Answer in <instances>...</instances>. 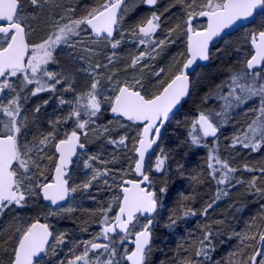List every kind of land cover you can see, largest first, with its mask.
<instances>
[{"label": "snow or ice", "instance_id": "6c2138e0", "mask_svg": "<svg viewBox=\"0 0 264 264\" xmlns=\"http://www.w3.org/2000/svg\"><path fill=\"white\" fill-rule=\"evenodd\" d=\"M33 6H39V0H30ZM123 0H107L99 8L92 9L87 15L78 19H68L66 23L57 24L54 32L50 33L47 38L40 43H30L28 34L32 31L28 18L23 15V7L20 0H0V210L8 205H22L26 202V192L28 196L33 194L32 185L35 181L30 179L32 172L39 167L37 160L33 159V154L43 152L52 141L58 155V162L55 165V177L51 183L37 185L43 193V198L49 200L52 204L65 200L69 193L68 181L65 179L67 173L65 168L72 163V157L76 155V149L84 148L79 143L80 135H86L83 130L90 123H94V118L101 112L102 105H110V111L126 117L131 121L142 122L143 130L138 135V146L134 151L138 154V160L135 162L134 171L141 176L139 181L122 182L129 187H122L123 198L119 202L118 212L114 220L109 221L107 213L103 221V231L101 235L108 238L112 234L121 236L119 244L123 246L127 243L129 235L134 236L132 241L134 248L130 252L125 250L123 259L130 261L131 264H145V252L150 246L151 232L150 227L152 220L148 219L145 225H139L138 231L129 232L130 226L136 228L137 217H148L149 214L157 210V198L155 191H149L143 184H150L149 176L143 171L145 155L149 149L156 144L160 135V128L163 123L169 119V114L180 104L183 97L188 94L189 78L187 70L195 63L197 59H208L209 42L214 37L219 36L225 29L233 26L237 21L252 17L257 9H264V0H206L203 7L206 11H200L196 15L207 17L208 23L204 31H197L191 27L193 14L188 13V19L185 22L187 28V53L188 59L174 75L170 82L163 87L159 94L146 97L138 90L140 81L136 80L133 84L120 85L115 83L112 87L113 96L100 98L101 89L99 81L94 80L89 90L82 95L75 97V107L69 116L64 118V123L72 119L76 122V127L71 133H64V138H56V133L49 132L39 142V146L32 148L27 144L21 145L19 135L22 130L21 91H17L18 84L23 88L29 85H35V90L31 95L35 96L43 91H55L56 86L66 82L67 78L61 74H54L48 71L47 65L53 62V52L61 45L69 43L70 37L79 35L82 31L94 32L97 36H103L110 39L111 47L116 48L120 40L115 39L114 32L119 24L117 13L121 12ZM144 3L154 6L157 0H144ZM195 0H193V4ZM192 5H189L191 7ZM64 17H61L63 20ZM160 16L155 13L147 19L144 25H137L134 32L140 36L139 43L144 44L146 41L153 43L152 51L147 53L148 56L155 52L156 48L165 43L164 40L153 41L154 33L160 29ZM171 30H169L170 34ZM251 43L254 45V53L245 61V71L236 72L231 75L228 84V96L223 97L225 101L234 100L236 106L247 102L253 97L261 98L260 115L257 120L245 130V135L241 142L244 147H259L258 138L264 139V77L260 71L264 70V31L251 36ZM145 53L133 58L132 66L138 64L145 58ZM97 68L100 65H96ZM164 70L161 69L155 75L160 76ZM111 80V77H108ZM51 81V83H48ZM70 89V86H69ZM65 89V90H69ZM237 90L239 94H237ZM14 93L4 103L5 93ZM62 104L66 101L61 100ZM47 103V101H45ZM39 111V108L35 109ZM209 116L217 117V113L204 114L200 113L194 128L199 127L203 136H215L218 129L210 121ZM83 117V118H82ZM57 121L56 123H59ZM125 138L119 142L124 143ZM193 143H199V137L192 136ZM115 143V142H113ZM23 148V151H22ZM166 156L157 157L155 169L163 170ZM94 159V158H92ZM217 163V157H212ZM210 174L213 178L216 175V169L209 165ZM222 175L218 184L224 183L229 179L230 173L234 170L229 168L226 163L220 165ZM264 173V169L261 170ZM101 175L97 172L96 176ZM93 176V179L96 178ZM29 181L26 185L25 181ZM255 181H253V184ZM90 183L84 184L87 189ZM73 188L71 191H75ZM161 193L165 189L160 190ZM219 196V194H218ZM211 207V205H209ZM108 211H111L109 206ZM207 209H205L206 213ZM190 211L184 213L185 216L193 215ZM174 223V221H173ZM52 233L49 231L47 224H41L39 221L29 225L19 236L17 246L13 250V259L11 264H34V258L38 257L45 251L48 240ZM211 233L206 232L204 241L210 243ZM204 241L201 244H204ZM261 247L257 248L250 257V264H264V233L260 234ZM113 245H101L91 243V249L104 248L109 253L106 264H120L115 260L117 248ZM88 247L85 248L84 254L76 256L75 260L69 261V264L84 262L87 264ZM209 249L202 247L197 255H206ZM259 257V261L257 258ZM190 264V262H189Z\"/></svg>", "mask_w": 264, "mask_h": 264}, {"label": "rangeland", "instance_id": "374dc122", "mask_svg": "<svg viewBox=\"0 0 264 264\" xmlns=\"http://www.w3.org/2000/svg\"><path fill=\"white\" fill-rule=\"evenodd\" d=\"M20 1L23 7V15L28 18V23L32 26V31L28 34L30 43H40L43 39L47 38L50 33L55 31L57 24L66 23L69 18L73 20L82 18L92 9L99 8L107 2V0H99L97 6L88 9L87 4L83 5L84 0H39V6H33L30 0ZM170 1L171 0H157L154 6H150L144 3V0H125V6L120 16L118 35L115 37V39L121 42L116 48L111 47V41L108 38L100 40L94 39L90 31H82L79 35L70 37L68 44L61 45L53 52V62L47 65L48 71L54 74H61L63 77L67 78L66 82H62L56 86L55 91H43L33 96L31 92L35 90V85H29L27 88H23V86L19 85V82H17V91L22 90L21 107L22 116L24 117L22 121V130L19 135L20 144H27L32 148H36L39 146L40 140L49 132L54 131L57 140L64 138V133L70 134L71 131L75 129L76 122L72 119L67 120L66 123L63 121L65 117L69 116L75 104L68 102H74L77 95L85 94L94 80L99 81L98 87L101 89L99 93L101 99L114 95L112 87L115 83L119 82L120 85L133 84L136 80L140 81L142 88L138 86V90L142 91L144 95L150 97L154 94H158L167 82L160 84L161 87L157 89L156 92H148L147 85L162 82L163 76L175 68V65L171 64L175 53H171L170 51L167 56V52L171 50V48L175 50V44L177 42L179 43L181 39H184L187 44L185 22L187 21L188 13L191 12L197 17V13L207 10L203 7L206 0H195L194 4L193 0H185L186 2L179 4V7H181L184 12L185 20H183L182 24L175 26H171V24H166L165 22L161 23L160 29L154 33L152 40H164L165 43L156 48L151 56H148L147 53L152 51L153 43L146 41L144 44H140V36L134 32V29L137 25H144L150 17H147L146 21L143 19V21L139 22L141 17L138 16H143L147 11L160 10L158 13L156 12V14L160 16V19L161 16L164 18L168 13V9H164L168 6ZM189 5L192 6L189 7ZM61 17H64V19L61 20ZM133 25L134 27L132 28ZM194 26L196 30L204 29L206 27V20L197 19ZM263 27L264 13L259 16L253 28H247L246 31H242L236 38L223 41L221 48L216 52V56L220 58L223 57L222 53L226 52L230 45L235 47L234 44H236L239 45L236 49L239 54L243 52V49L247 48L248 50L249 48L248 59L251 55V34ZM169 30H171L170 34ZM141 53L146 54L145 58L135 66H132L133 58L139 56ZM169 57L171 58L170 61ZM96 65H100V67L97 68ZM182 66L183 64L179 68H175L176 70L170 76V79L179 72ZM208 67L209 66L200 68L196 72L193 77V86L200 83L204 76L209 73ZM161 69L164 71L160 76H156L155 74ZM260 72L261 76L264 77V70ZM108 77H111V80H109ZM48 83H51V81H48ZM157 87L158 85L155 88ZM237 94H239V92ZM11 95H14V93L6 92L4 94V103H7ZM61 100L66 101V103L62 104L60 102ZM45 101H47V103H45ZM243 105V125H241L240 121L238 124L233 122L231 126H229L228 121L230 120H227L223 127L224 132L214 142L215 146H220V143L223 142V146L227 147L225 154L230 158L240 150H244L243 144L237 141L243 140L244 136L241 137L240 135L244 123L252 120L255 115H260L261 98L253 97L247 102H244ZM109 107L110 105L105 103L102 105L101 110L109 109ZM37 108H39L38 112L35 111ZM96 120H98V117L94 118V123H90L88 127L83 130L87 133L86 135H80V143L84 145V148H82L79 159L68 174L70 187L76 190L74 192L71 191V198L66 206L53 209L51 207H46L42 203H36L31 200L33 196H37L40 192L37 185L48 183L52 180V172L55 168L57 159L56 151L53 148V144L56 143L54 140L44 147L43 152L33 154V159L37 160L39 164V167L32 172V176L30 177V179L35 181V185H32L33 194L28 196L26 192L27 199L25 203L19 206L14 204L8 205L0 211V238L10 231L15 232L16 237L18 236L16 241H18L21 233L32 223L28 221V218H23V215H20L21 210L18 209L26 206L27 203H29V206L34 210L32 212L42 215L44 221L53 230L54 239L49 251L35 264H67L66 262L68 259L75 260L76 256L83 255L86 246L89 249L86 257L87 264H106V260L109 257L108 251L104 248L97 251L91 250V243L87 244L86 236H82L81 234L77 243L73 244L72 240L65 243L63 235L73 238L72 232L73 234H79L80 232H71L69 226H67L66 222L63 220L71 216L77 210H84V205L87 201H91L95 205L99 203L101 208L107 199H111L113 202L117 199L115 204L112 202L113 207L110 206L111 210L113 208H115V210L105 211L110 222L114 219L121 200L122 193L120 187L122 186V182L127 177L135 178L133 164L137 157L134 147L137 146V138L139 133H141L142 126L131 124L119 118L111 120L104 126H98ZM57 121L60 122L56 123ZM226 129H229V133L235 134L234 138L237 139L236 141H233V139L229 137L228 140L225 139V136H228ZM114 133L127 134L129 135L128 139L131 140L132 138V140L135 141L132 146L134 159L131 167L128 169L129 171L125 169L128 161L122 163V160L118 159L121 156H125V154L127 156L128 152L126 151L124 154L121 151L120 153L116 152L113 147H110L112 142L109 141V144H107V138L112 137ZM126 147L131 148V143L126 145ZM157 157H160V155L155 153V155L150 158L147 167L148 173L151 176L152 189L155 190L156 193L157 189L160 191L163 188L160 182L164 179H168V174L164 171V168L162 171H157L155 169ZM97 172L101 173V175L96 176ZM93 176H96V178L93 179ZM28 183L29 181L26 180L25 184L27 185ZM86 183H90L91 185L87 189L84 188V184ZM93 192L94 194H92ZM158 201L160 209L157 217L160 219L166 207L165 195L163 194V197L158 198ZM102 211L101 209L100 212ZM105 213L104 216L99 219L100 221H104ZM137 221V227L131 228L129 232L138 231L140 230L139 225L146 224V220L141 216L137 218ZM101 225H103V222ZM130 237H132V235L128 236V238ZM120 239L121 236H116L110 241L115 243L117 254L121 252V249H124V251H122V255H124L125 250L130 251V247L127 244L121 246L119 244ZM110 241L108 245L112 247L113 245ZM11 260L12 257L6 261L2 257L0 259V264H11Z\"/></svg>", "mask_w": 264, "mask_h": 264}, {"label": "trees", "instance_id": "16d2710c", "mask_svg": "<svg viewBox=\"0 0 264 264\" xmlns=\"http://www.w3.org/2000/svg\"><path fill=\"white\" fill-rule=\"evenodd\" d=\"M98 1L84 0L83 5L87 4L88 9L94 8L98 5ZM182 2L186 1L171 0L164 9H168V13L164 18L161 16V23L165 22L171 26L182 24L185 20L184 12L179 7ZM159 11H147L143 16H138L141 17L139 22L143 19L146 21L147 17ZM253 27L254 24L251 28ZM242 31L244 30L225 37L214 46L208 65L209 73L204 76L201 84L193 86L190 99L167 125L165 134L157 147L156 153L167 157L163 168L168 174V179L160 182L165 191L161 193L157 189L158 198L165 195L166 207L162 218L158 219V215L155 218L153 240L146 250L145 264H189V262L190 264H250V257L259 246L260 234L264 233V173L261 172L264 169V139L258 138L259 147L243 146L244 150H240L231 158L226 156L227 147L223 146V142L220 146H215L214 143L224 132L223 127L227 120H230L228 121L229 126L233 122L238 124L240 121L243 125V103L236 106L234 100L225 101L223 97L228 96L231 75L246 70L244 61L249 55V48L248 50L243 49V52L239 54L236 51L239 45L234 44L235 47L230 45L226 52L222 53L223 57L216 56L223 41L238 37ZM173 49L167 52V56L170 51L175 53L171 64H174L177 69L187 56L185 40L181 39L175 44V50ZM170 59L169 57V61ZM175 68L163 76L162 82L147 85V91L156 92L161 87L160 84L170 80ZM157 85L158 87L155 88ZM199 113L219 114L217 117L209 116L212 123L220 128V134L216 139L206 138L199 127H193ZM97 117L98 126H104L113 120L108 109L101 110ZM258 117L259 115H255L252 120L244 123L241 137ZM226 133L228 135L225 136L226 140L228 137L233 141L237 140L234 138V133H229V129H226ZM126 135L114 133L112 137L107 138V144L109 141L112 142L110 147H113L116 152L121 151L123 154L128 152L127 156L125 154L118 159L122 160V163L128 161L125 169L129 171L134 159L132 146L135 141L132 138L128 139L129 135ZM193 135L199 137V143L192 142ZM125 137V142L120 143L119 141ZM129 143H131V148L126 147ZM212 157H217L219 163ZM223 163L234 171L230 173L228 180L218 184L217 180L222 175L220 165ZM209 165L216 169L215 178L210 174ZM253 181H255L254 184ZM31 200L42 203L39 194L33 196ZM116 200L113 202L107 199L101 208L99 203L95 205L87 201L84 210H77L65 218L63 221L69 226L71 232H80L79 234L72 232L73 238L63 235L65 243L72 240L75 244L81 235L86 236L87 244L96 241L101 235V223L103 222L99 219L104 216L109 206L113 207ZM18 209L21 210L20 215H23L25 219L28 218L30 223L37 219L44 221L42 215L32 212L34 210L29 203ZM101 209L102 212H100ZM205 209H207L206 213ZM186 211L194 214L185 216ZM206 232L211 233L210 243L204 241ZM17 237L15 232L8 231L0 238V259L2 257L5 261L10 257L13 259ZM202 241H204L203 245ZM202 247L209 249L207 254L197 255ZM122 251L124 249L116 255L115 260L120 264H127L123 259ZM69 261L72 260L68 259L66 263L69 264ZM77 264L84 263L77 262Z\"/></svg>", "mask_w": 264, "mask_h": 264}, {"label": "water", "instance_id": "95a60500", "mask_svg": "<svg viewBox=\"0 0 264 264\" xmlns=\"http://www.w3.org/2000/svg\"><path fill=\"white\" fill-rule=\"evenodd\" d=\"M124 6H125V0H123V3L121 4V9H122V10H123ZM203 11H206V10H203ZM263 11H264V9H257V10L254 12V14H253L252 17H249L248 19H242V20L237 21L233 26H231V27L225 29V30H224L219 36L214 37L213 40L209 42V46H208V59H207V60L197 59V60L195 61V63H193V64L189 67V69L187 70V75H188V78H189V89H188V94H187L185 97H183V98L181 99L180 104H178V105L173 109V111L169 114V119H168L167 121H165V122L163 123V126L160 128V135H159V138H158L157 141H156V144H154V145L152 146V148L149 149L148 152H147L146 155H145V161H144L143 171H144V173H145L146 175L149 176V180H150V175L147 173V164H148V161H149V159L155 154V151H156V149H157L158 143H159L160 140L162 139L163 134H164V132H165V128H166V126L168 125V123H170V122L173 120V118H174V117H175V116L181 111V109L183 108L184 104L190 99V96H191V93H192V78H193L194 74H195L200 68H202V67H206V66H208V65L210 64L212 50H213L214 46H215V45H216L221 39H223L224 37H226V36H228V35H230V34H233V33L237 32L238 30H240V29H242V28H244V27H246V26H248V25H250V24H252V23L256 20L257 15L260 14V13H262ZM121 13H122V11L117 13L118 20L120 19ZM197 18L200 19V20H201V19H206V21H207V23H208V18H207V17H201V16H198ZM195 21H196V17L193 16L192 24H191V27H192L193 29H195V27H194V23H195ZM118 26H119V24L117 25V30H118ZM206 26H207V25H206ZM205 28H206V27H205ZM205 28H204V29H205ZM204 29L197 30V31H204ZM117 30H116V32H114V36H116ZM186 30H187V28H186ZM261 31H264V29L261 30ZM91 34H92V37H93L94 39H102V38H104L103 36H97L94 32H91ZM253 34H258V33H253ZM187 45H188V38H187ZM251 47H252V49H253V53H254V45H253L252 43H251ZM187 59H188V53H187ZM187 59H186V61H187ZM186 61H185V62H186ZM185 62H184V63H185ZM258 70H261V69H256V71H258ZM169 82H170V81H169ZM141 94H142V92H141ZM158 94H159V93H158ZM142 95H143V94H142ZM109 114H110V116H111L112 118H122V119H124V120H126V121H129V122L133 123V124H141V125H142V122H139V121H131V120H128L126 117H123V116H120V115H117V114H113V113L110 111V109H109ZM198 117H199V115H197V120H198ZM210 121H211V120H210ZM213 125L216 126L215 124H213ZM216 127H217V126H216ZM217 129H218V131H217V133H216L215 136H207V138H208V139H211V140L217 138L218 135H219V133H220V129H219L218 127H217ZM142 130H143V127H142ZM142 130H141V132H142ZM137 146H138V143H137ZM79 152H80V148L78 147V148L76 149V155L72 157V163H71L70 165H68V166L65 168V172L67 173V175H68V171H69V169H71V168L73 167L74 162L78 159ZM135 153H136V152H135ZM136 156H137V159H136V161H137V160H138V154H137V153H136ZM136 161H135V162H136ZM57 162H58V158H57ZM133 169H135V164H134V168H133ZM134 173H135L137 179H130V178H128V179H126L125 181H139V180L141 179V176H140L138 173H136L135 171H134ZM67 175L65 176V179H67ZM54 177H55V168H54V171H53V176H52V181H51V182H53ZM67 181H68V180H67ZM125 181H124V182H125ZM51 182H49V183H51ZM150 182H151V180H150ZM67 186H68V188H69V182H68V185H67ZM122 187H129V185L126 184V183H123V186H122ZM122 187H121V190H122ZM142 187H145V188L148 189L149 191H154V190L151 189V187H152L151 183H150V184L145 183V184L142 185ZM70 196H71V194H70V188H69V193H68V196L66 197V199H65V200H62V201H59L57 204L54 205V204H52L49 200L43 198V193L40 191V198H41L43 204H44L45 206H47V207H52V208H54V209H59V208L64 207L65 205H67V203H68L69 200H70ZM122 198H123V192H122ZM121 200H122V199H121ZM158 210H159V204H158V201H157V210H156L155 213H152V214H149V215H148V217L146 218V219H147V223H148V219H151V220H152V224H153V222H154V217L157 215ZM117 212H118V211H117ZM142 217H144V216H142ZM144 218H145V217H144ZM37 221H39L41 224H46V223H44L42 220H36V221H34L33 223H35V222H37ZM147 223H146V224H147ZM151 226H152V225H151ZM130 227H131V226H130ZM48 228H49V231L52 233V235H51V237H50L49 240H48V244H47L46 247H45V251L42 252L38 257L34 258V263H35L37 260H39L40 258H42V257L46 254V252L49 250V248H50V246H51V244H52V241H53V232H52V230L50 229L49 226H48ZM129 229H130V228H129ZM102 231H103V228H102ZM150 232H151V241H150V244H151L152 239H153V233H152L151 227H150ZM110 236H117V234H112V235H110ZM110 236H109V237H110ZM109 237H108V238H105V237L101 236L99 242H96V244L107 245L106 243H102V241H106V242H107V241L109 240ZM133 239H134V236H133L132 238H129V239L127 240V244H129V245L131 246V250H133V248H134V245H133V243H132ZM261 246H262V245H261V242H259V246H258V248H260ZM100 249H101V248H100ZM92 250H98V249H92ZM131 250H130V251H131ZM130 251H129V252H130ZM258 258H259V257H258ZM258 258H257V260H258ZM126 262H127L128 264H131L130 261H126Z\"/></svg>", "mask_w": 264, "mask_h": 264}]
</instances>
